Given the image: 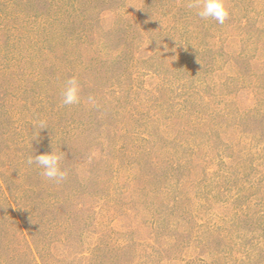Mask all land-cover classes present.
Instances as JSON below:
<instances>
[{
  "label": "rangeland",
  "instance_id": "1",
  "mask_svg": "<svg viewBox=\"0 0 264 264\" xmlns=\"http://www.w3.org/2000/svg\"><path fill=\"white\" fill-rule=\"evenodd\" d=\"M195 2L0 0V264H264V0Z\"/></svg>",
  "mask_w": 264,
  "mask_h": 264
},
{
  "label": "clouds",
  "instance_id": "2",
  "mask_svg": "<svg viewBox=\"0 0 264 264\" xmlns=\"http://www.w3.org/2000/svg\"><path fill=\"white\" fill-rule=\"evenodd\" d=\"M190 8H196V15L203 20H213L223 25L231 15L227 0H196L195 3L188 5ZM161 22V21H160ZM178 42V41H177ZM81 85L77 78H69L62 93L61 104L63 106H72L81 102ZM88 103L94 104L92 97H88ZM41 129L47 127L41 123ZM63 153L54 150L43 154L29 157L28 164H36L40 169L42 176L55 182L63 181L67 176V171L62 169Z\"/></svg>",
  "mask_w": 264,
  "mask_h": 264
},
{
  "label": "trees",
  "instance_id": "3",
  "mask_svg": "<svg viewBox=\"0 0 264 264\" xmlns=\"http://www.w3.org/2000/svg\"><path fill=\"white\" fill-rule=\"evenodd\" d=\"M260 213H261V212H258L257 215H258V216H259V215H263L261 218L264 219V214H263V213L260 214ZM255 215H256V212H255ZM254 223H255V224H254V229L256 228V226H258V225L260 226V225H261V223H260V221H259V218H257V219L254 221ZM262 228H263V226H262ZM263 229H264V228H263Z\"/></svg>",
  "mask_w": 264,
  "mask_h": 264
}]
</instances>
